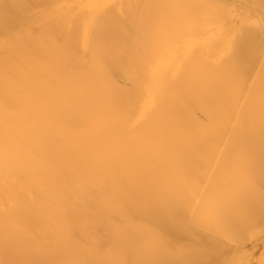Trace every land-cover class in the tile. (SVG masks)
Wrapping results in <instances>:
<instances>
[{"label":"bare ground","instance_id":"1","mask_svg":"<svg viewBox=\"0 0 264 264\" xmlns=\"http://www.w3.org/2000/svg\"><path fill=\"white\" fill-rule=\"evenodd\" d=\"M151 1L0 0V264H264V9Z\"/></svg>","mask_w":264,"mask_h":264},{"label":"rangeland","instance_id":"2","mask_svg":"<svg viewBox=\"0 0 264 264\" xmlns=\"http://www.w3.org/2000/svg\"><path fill=\"white\" fill-rule=\"evenodd\" d=\"M130 1V2H129ZM147 1V2H146ZM160 3H161V5L162 4H164V7H167V8H170L171 7V3L173 4L174 2H172L173 0H165L164 2H163V0H158ZM175 1V0H174ZM176 1H178V0H176ZM175 1V3H176V5H177V3L179 4V3H181L180 5H184L185 4V6H180L179 5V7H181V9L182 8H184V7H188V3L186 4V1H188V0H179L180 2H176ZM191 2H200V0L198 1V0H190ZM243 1V0H242ZM245 1H247V3H245ZM251 1L252 0H244L243 2H241L240 0H218V2H216V3H211L209 0H204L203 1V3L202 4H197V5H191V10H192V12H193V14L194 15H196L199 19H198V21H197V23L198 24H196V22L194 21L193 23H191L192 21H191V19L194 17V15H193V17H191L189 14V11H187L189 14V16L191 17V18H187L186 17V19L185 18H183V16H181V14H180V16H179V18L174 22L175 24L176 23H178V28H182V26L184 27V25L185 24H187V25H190V24H188L189 23V21H191L190 23L191 24H194L195 23V25L193 26L194 28L196 27V25H200V24H202V23H204V22H206V23H204L205 24V26H206V24H207V22H208V25H211V26H213V27H215V26H219L220 25V27H224L226 24H227V26H229L230 24H232V25H230V29H234V27H236L235 28V30L238 32L239 30H241L240 28H242V30H244V33H245V30H247V28L245 29V25H246V23L244 24H242V25H239L237 22H233V21H229V11H230V9H231V7H232V5L234 4V3H237V5H239V7L240 6H242V7H246V9L247 10H249V9H254V10H261V11H263L262 9H264V6H262L263 4H264V0H262V2H260V0H258V3L256 2V1H254L255 3L253 4H249V3H251ZM252 1V2H253ZM116 2H118L119 4H117ZM123 2H125V4L128 6V7H125V5H124V3ZM123 2L121 3V1L120 0H108V4H109V7H108V9H110L109 11H111V10H114V12L115 13H118V14H121L122 16H119V17H121L122 19L124 18V20H128V19H130V20H132L133 18V15L135 14H137V16H135L134 15V17H137L136 19H138L139 17H138V13L139 12H141L140 10L142 9L141 8V6H143V4H149V2H148V0H133V1H131V0H128V3H126V1H124L123 0ZM131 2H135V4L136 5H138L139 3H140V10H139V12L135 9V11H137V13H132V11L131 10H129V8H130V6H131ZM150 2H152L151 0H150ZM211 3V6H210V4H209V6H210V8H209V6L208 7H206L207 5H204V3ZM233 2V3H232ZM114 3V5H117L116 7L117 8H113V9H111L112 7H113V4ZM131 3V4H130ZM174 3V4H175ZM201 3V2H200ZM124 5V7H122V8H124L123 10L121 9V11H120V7L121 6H123ZM151 4V3H150ZM218 4H229V6H227V5H225V6H223L222 5V7H226V8H222L221 7V5L219 6ZM175 5V6H176ZM236 5V6H237ZM157 6H159V4H152V7H154L153 9H156V7ZM215 6H216V9H218L217 11L216 10H214L215 9ZM217 6H219V8H222V9H219V8H217ZM235 6V7H236ZM115 7V6H114ZM149 7H151V6H149ZM177 7V6H176ZM211 7H213V9H212V11H210V12H208L209 10H211ZM253 7V8H252ZM50 9L51 7H45V9ZM125 8H126V10H125ZM139 8V7H138ZM178 8V7H177ZM153 9H150V10H152V11H154ZM160 9H162V8H160ZM160 9H158L157 8V10L159 11ZM179 9V8H178ZM181 9H180V12H182L181 11ZM209 9V10H208ZM118 12H117V11ZM125 10V11H124ZM144 10V9H143ZM147 9L145 8V11H146ZM149 10V11H150ZM183 10V9H182ZM108 11V12H109ZM126 11H128L127 13H126ZM134 11V10H133ZM161 11V10H160ZM214 11H216L215 13H217V12H219V11H222V12H219L218 14H215V15H210V14H214ZM112 13L110 14H108V15H111L112 16V18H114V19H111V17H109V16H107V20L112 24V26H111V24H107L106 23V26H105V28L103 27V29H104V31H105V29L107 30V31H109L110 33H108V34H113V33H115V31H114V29H116L117 28V26H119V29L118 30H116V33L115 34H122V32H123V34L125 33L124 32V29H121L120 27H121V24L124 22H121V24L119 25V24H117L119 21H118V19H116L115 20V17L117 18L118 16H116V14H114V12L113 11H111ZM155 13V17H156V15L158 14V12L155 10L154 11ZM213 12V13H212ZM126 13V15L127 14H130L129 15V18H127L126 17V15H123V14H125ZM131 13H132V16H131ZM149 13H151V11L149 12ZM157 13V14H156ZM202 13H204V14H202ZM117 14V15H118ZM151 14H153V12L151 13ZM183 14V13H182ZM113 15H114V17H113ZM141 15V14H140ZM139 15V16H140ZM159 15V14H158ZM157 15V17H158V19L161 21V24L162 23H166V22H168L167 20L168 19H163L164 17H161L160 15L158 16ZM186 15H187V13H186ZM210 15V16H209ZM124 16V17H123ZM128 16V15H127ZM131 16V17H130ZM220 16V17H219ZM152 17H153V15L152 16H150V19H152ZM162 19H161V18ZM126 18V19H125ZM132 18V19H131ZM166 18V17H165ZM109 19H111V20H109ZM122 19H120V20H122ZM149 19V20H150ZM155 19H157V18H155ZM169 19H171V18H169ZM175 19H176V17H175ZM174 19V20H175ZM188 19V20H187ZM195 19H196V17H195ZM101 20V19H100ZM102 20H104V18H102ZM154 20V19H153ZM187 20V21H186ZM193 20H194V18H193ZM112 21H113V23H112ZM61 22V21H60ZM115 23H116V25H115ZM236 25H238V26H236ZM175 24H172V26L173 27H176V25ZM250 24V23H249ZM249 24H247V26L249 25ZM252 24V23H251ZM108 25H110L111 26V28H109L110 26H108ZM116 27H115V26ZM164 25V24H163ZM162 25V26H163ZM255 24H253V26H254ZM108 26V27H107ZM241 26V27H240ZM246 26V27H247ZM252 26V25H251ZM250 26V27H251ZM255 26H257V25H255ZM260 26H262V27H259V29H258V27H254L253 29H257L256 31L255 30H252V29H250V27H248V30H249V34H248V36H247V33H248V30L246 31V33L245 34H243L244 36L242 37V30L240 31L241 32V34H240V37H242V38H244V37H246V38H248V37H252L253 35L254 36H256V32L257 31H259L260 32V35H258L259 37H254V38H250V39H253L252 41L250 40V39H246L247 40V42H245V43H247V46L245 47V48H243V51L246 53H248L249 52V56L251 55V57L252 58H254L255 60H253V61H255V66H254V64H251V62H250V64L248 63L249 61H251V59L248 61V60H245L246 62H245V66L244 67H247V65H248V67H249V65L251 66V67H254V68H260V67H258L259 65H260V63H261V66H262V64H263V60H264V24L263 25H260ZM240 27V28H239ZM244 27V28H243ZM58 28H60V27H58ZM58 28H56V30L55 31H57V33L55 32V31H53L52 32V34L53 33H56V34H60L61 32H62V30H59ZM113 28V29H112ZM237 28H238V30H237ZM109 29H111V30H109ZM206 29L207 30H209L210 31V28L208 29V27H206ZM235 30H230V31H228V32H226V35H228L229 37H236L235 35H232L231 33L233 32V31H235ZM250 30H252V32L250 31ZM143 31V30H142ZM112 32V33H111ZM121 32V33H120ZM143 32H150V33H152L153 34V36H155V37H157V35L158 34H163L164 33V31L163 30H160V28L158 29V28H156V27H154L153 29H151V30H145V31H143ZM132 33H133V30H132ZM193 33H199V30L198 31H194ZM211 33V32H210ZM254 33H256V34H254ZM142 34V33H141ZM246 35V36H245ZM227 39V38H226ZM239 39H241V38H239ZM245 39V38H244ZM259 39H261L260 41H259ZM250 40V41H249ZM252 43V44H250V43ZM259 42V43H258ZM244 43V45H246ZM155 44V43H154ZM174 44V43H173ZM171 44H169V46H170ZM249 45H252V48H251V46L249 47ZM251 48L250 50L249 49H247V48ZM242 48V47H241ZM256 48V49H255ZM260 48V49H259ZM248 50V51H245V50ZM205 51H207V49H204ZM242 50V49H241ZM251 50H252V52H251ZM204 51V52H205ZM259 52V53H258ZM251 53H253L254 55H252ZM259 55H258V54ZM261 53V54H260ZM256 54L258 55L257 56V58H255V56H256ZM244 58H246L247 59V57H244ZM243 58V59H244ZM241 60H242V58H241ZM241 60H240V62H241ZM236 61H239V60H236ZM252 61V62H253ZM253 65V66H252ZM264 66V65H263ZM263 66H262V69H263V72H264V68H263ZM253 68V69H254ZM261 69V68H260ZM261 69V70H262ZM226 102H228V101H226ZM224 103L225 105H227V103ZM230 104L228 105V108H229V106L231 107V104H232V106H233V101H232V103H231V100H230V102H229ZM230 109V108H229ZM234 109V108H233ZM225 110V109H224ZM232 110V109H231ZM231 110H228V109H226V111H231ZM190 213V212H189ZM188 213V214H189ZM188 214H187V216H188ZM190 216V215H189ZM235 254V253H234Z\"/></svg>","mask_w":264,"mask_h":264}]
</instances>
